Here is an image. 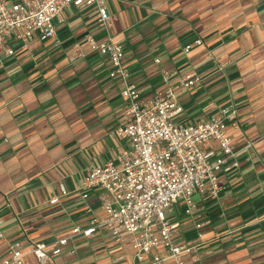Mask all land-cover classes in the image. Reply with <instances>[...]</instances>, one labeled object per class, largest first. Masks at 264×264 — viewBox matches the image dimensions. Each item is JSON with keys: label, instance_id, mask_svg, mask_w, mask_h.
<instances>
[{"label": "crops", "instance_id": "obj_1", "mask_svg": "<svg viewBox=\"0 0 264 264\" xmlns=\"http://www.w3.org/2000/svg\"><path fill=\"white\" fill-rule=\"evenodd\" d=\"M107 6L109 26L98 25L94 8L69 5L53 37L12 41L10 56L0 51V263L18 241L23 252L47 244L44 263L27 253L23 264H153L130 235L114 238L105 228L50 253L75 225L102 215L111 194L82 189L81 180L129 147L116 130L126 120L120 81L109 76L106 55L90 49L91 35L122 46L129 80L144 96L167 84L163 71L200 76L189 88L170 77L182 106L176 124L208 119L225 106L235 110L227 128L237 165L219 172L217 197L194 196L192 214L172 207V239L193 250L183 253L184 264H264V0H107ZM197 38L201 44L185 52ZM156 251L173 264L167 250Z\"/></svg>", "mask_w": 264, "mask_h": 264}, {"label": "built area", "instance_id": "obj_2", "mask_svg": "<svg viewBox=\"0 0 264 264\" xmlns=\"http://www.w3.org/2000/svg\"><path fill=\"white\" fill-rule=\"evenodd\" d=\"M69 5L92 7L97 13L98 25L110 24L107 0H0V51L10 56L16 51L12 41L25 45L35 36L53 37L57 18ZM86 42L90 49L106 55L110 63L109 76L120 81L126 120L116 130L118 137L128 142L129 147L122 152L119 161L97 165L81 180L82 189L101 188L111 194L112 199L104 203L102 215H93L85 226L75 225L70 233L56 240L50 253H61L62 247L74 236H87L98 228H105L114 238H118L120 232L130 235L137 250L151 254L153 264H164L163 256L156 251L158 247L167 250L173 264H184L183 253L193 250L173 242L175 223L168 212L181 204L185 214H192L196 194L206 192L217 197L223 189L219 172L237 165L227 128L228 121H235L236 112L225 106L219 114L208 119L176 124L173 117L182 112V106L173 85L168 82L177 74L176 70L163 71L162 79L167 84L152 95L144 96L129 80L122 64L120 44L110 39L98 41L91 35L86 36ZM193 44L200 45L201 40L197 38L185 44V52ZM74 49L78 50L77 45ZM77 56L75 54L71 59ZM176 77L183 88L201 81L193 71ZM61 191L65 192L64 188ZM56 201V197L49 200L51 203ZM46 247V243L39 242L28 252H23L19 242L15 241L10 257L0 264H23L27 253H33L44 263L49 257Z\"/></svg>", "mask_w": 264, "mask_h": 264}]
</instances>
